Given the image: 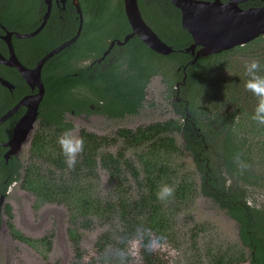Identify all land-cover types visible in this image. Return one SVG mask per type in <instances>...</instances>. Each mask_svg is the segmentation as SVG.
<instances>
[{
  "label": "trees",
  "instance_id": "obj_1",
  "mask_svg": "<svg viewBox=\"0 0 264 264\" xmlns=\"http://www.w3.org/2000/svg\"><path fill=\"white\" fill-rule=\"evenodd\" d=\"M79 3L84 20L77 41L50 58L46 65L41 122L50 126L44 129L39 126L35 130L31 151L37 152L48 165L68 170L57 143L62 131L71 127L64 121L66 110L93 103L109 116L134 112L144 100L147 83L155 75L161 76L166 90L173 95L174 82L181 77L176 67L185 65V84L180 86L179 92L181 102L171 103L186 117L185 122L168 119L135 129L120 128L111 137L82 130L80 137L84 139V151L77 157L75 167L69 170L76 173L78 168L88 167L97 159L110 176L119 175L122 166L134 179L137 171L126 158L125 150L157 146L172 152L176 149L174 133L181 131L184 149L190 153L196 171L200 173L201 195L224 209L237 224L239 248L224 251L213 259L212 264L242 261L264 264V207L247 204L246 189L238 183L240 179L246 180L242 177L243 172L237 173L244 159L243 146L247 144V140L237 138L238 132L243 130L246 116H253L258 102L257 97L244 87L248 79L245 67L237 77L226 79L221 72L223 64L218 59L219 54L198 57L193 64L187 63V54L177 49L186 47L182 42L189 37L180 25L178 9L167 4V12H161L158 19L152 17L150 8H142L148 24L160 38L172 44L173 53L159 54L134 37L119 54L114 53L115 58L108 66L90 68L91 72L82 68L68 69L70 58L83 57L88 52L100 55L107 37H120L128 29L121 0H79ZM64 29L67 35L74 33L71 25H65ZM259 64L258 74L264 76V60ZM78 88L90 95L77 96ZM45 134L48 135L45 137ZM117 138L122 145L112 153L108 147L115 144ZM222 167L231 177L228 182ZM54 168L49 172L53 173ZM145 204V196L138 195L133 201V210H142Z\"/></svg>",
  "mask_w": 264,
  "mask_h": 264
},
{
  "label": "rangeland",
  "instance_id": "obj_2",
  "mask_svg": "<svg viewBox=\"0 0 264 264\" xmlns=\"http://www.w3.org/2000/svg\"><path fill=\"white\" fill-rule=\"evenodd\" d=\"M260 49L259 42H253L238 48V53L218 58L223 64L224 78L237 77L252 60L263 61L264 50ZM83 95L82 92L78 96ZM172 97L161 76L155 75L146 85L143 106L136 115L121 119L100 117L84 126L111 137L121 127L134 129L154 121L178 120L170 111ZM68 118L73 119L71 115ZM242 126L244 131L241 129L237 138L247 140L250 146H243L244 159L237 169L238 174L243 172L246 181L240 179L238 183L246 189L247 204L263 208L264 125L248 115ZM72 133L78 136L76 129ZM174 135L176 149L172 152L157 146L125 150L126 158L137 171L134 179L122 166L119 175L110 176L98 163L73 176L64 174V197L73 208L71 212L78 211L74 227L68 231L73 237H67L64 217L67 210L60 205L56 210L59 216H54L56 226L60 223L61 229L49 256L43 258L37 251L25 253L11 247L0 258V264H212L224 251L239 248L236 222L215 202L201 195L200 173L178 134ZM121 145L117 138L108 150L114 153ZM222 172L230 181L223 167ZM164 185L172 187L174 195L159 200L157 193ZM71 187H75L73 200ZM138 195L145 196L146 204L142 210L134 211L133 200ZM22 199L21 213L26 217L32 200ZM44 215L42 208L39 217ZM34 217L31 211L27 219Z\"/></svg>",
  "mask_w": 264,
  "mask_h": 264
},
{
  "label": "flooded vegetation",
  "instance_id": "obj_3",
  "mask_svg": "<svg viewBox=\"0 0 264 264\" xmlns=\"http://www.w3.org/2000/svg\"><path fill=\"white\" fill-rule=\"evenodd\" d=\"M75 1L79 4L78 8L75 5ZM111 1L116 2L117 0ZM192 1L216 9H221L223 6H226L225 8L232 11L246 12L264 7V0ZM121 2L124 13L123 0H121ZM136 2L143 21L152 30L153 28L148 24L147 19L144 17L142 7L146 8V10L150 8L152 17L158 19L161 12H167L166 7H168L169 4L174 6L171 0H136ZM177 9L179 11V19H181L180 10L179 8ZM125 19L127 21L126 16ZM83 20V10L79 0H0V118L7 114L0 120V258L2 255L9 252L11 247L19 249L25 253H30L31 250L37 251L40 257L43 258H46L47 255L49 256V253L52 251L53 240H55L56 237L58 239V233L61 229L60 223L56 226V218L54 216H59L56 210L60 208H58L60 205H63L62 207L65 206V210H67L66 216H64L67 218V237L68 239L69 237H73L68 231L71 226L74 227V221L75 218L77 219L78 211L73 210L72 213L71 211L73 208L69 207L68 199L64 197L65 191L63 188V177L64 174L73 176L80 170L90 168L94 163L88 167L78 168L76 173L71 172L68 167V170L63 171L44 162L43 159L37 155V152L31 151V145L35 130L39 126L42 129L50 126V124L41 122V114L43 111L41 103L45 90L43 77L47 70L46 65L50 58L77 41L83 26ZM127 24V31H125L120 37H107L106 45L100 55L96 56L93 52H88V54L83 57L70 58L67 66L68 69L82 68L91 72V69H95L96 67L103 68L108 66L115 58L114 53L119 54L129 39L137 37L134 35L122 45L116 43L117 40H122L124 36L131 31L128 21ZM65 25H71L74 33L67 35V31L64 29ZM79 26V34L75 40L54 54L48 56L42 61L39 67L38 65L41 59L61 43L72 38ZM36 30L37 32L29 36H23ZM184 30L187 33L189 40L182 42V44H186L187 47L193 42V38L190 32L186 29ZM157 36L159 37L158 34ZM160 39L166 43L162 38ZM112 41H114V43L110 46ZM253 42H259V46L262 47L264 45V34H260L243 44L223 49L214 54H219V58L224 55L231 56L233 53H238V48H243V46ZM166 44L172 47V44ZM200 46V43H196L193 54L191 52H185L184 49L186 47L177 50L187 54L188 63L194 58ZM106 49H108V52L102 56ZM262 49L264 50V47H262ZM174 51L175 50L173 49L170 53H173ZM253 53L256 54L255 52ZM209 55L212 54L206 56ZM206 56L198 54L196 59L198 57ZM257 57L258 54L255 55V58ZM37 66L38 70H36ZM183 67H185V65L182 67H176V70L181 72V77L174 82L175 92L171 102H181V98L179 97L180 86L185 84L186 79V71L185 68L182 70ZM21 71L25 76H23ZM50 72L56 73L60 72V70H51ZM81 73L84 72L81 71ZM74 74H76V72H74ZM183 75H185L184 80H182ZM176 83H178V88L175 87ZM41 85L43 93L37 105L35 124L28 139H24V135L19 134L17 137L21 138L20 142H11L14 137L15 127L18 121L23 118L27 110V105L24 101L30 105L33 102V96L39 92V86ZM76 91L77 96L81 95L82 92L86 95H90L88 91L82 90L81 92L80 88ZM143 101L144 100H142L140 106L135 108L134 112L125 111L119 116H109L108 114H104L99 110V106H95L93 103H88L86 106L77 105L64 112V121L71 126L67 130L72 131L76 129L79 137L82 130L94 134L95 132L84 126L90 124L89 121H93L100 117H104L105 119L106 117L107 119H121L124 116L136 115L143 106ZM170 111L174 115H177L178 117L176 118L181 122L186 121V117H183L181 112H177L172 105ZM68 115H71L73 119L70 120ZM185 116H187L186 113ZM167 120L168 119L163 121ZM117 130L118 129H116V131ZM20 131L25 130L21 129ZM177 134L179 139H181V142H183L182 132L180 131ZM47 135L48 134H45V137ZM95 163L100 165L97 159ZM53 168L54 172L50 173L49 170H53ZM71 188L72 191L70 194L73 200L75 199V187ZM22 197H31L32 203L29 206L28 211H32L35 215L32 220L27 219L30 212L26 214V217L21 213V206L24 203V201L22 202ZM42 208L46 215L39 217V214L42 213ZM60 211L64 210L60 209Z\"/></svg>",
  "mask_w": 264,
  "mask_h": 264
},
{
  "label": "water",
  "instance_id": "obj_4",
  "mask_svg": "<svg viewBox=\"0 0 264 264\" xmlns=\"http://www.w3.org/2000/svg\"><path fill=\"white\" fill-rule=\"evenodd\" d=\"M171 2L180 10L181 26L190 32L193 38V42L187 46L184 51L193 54L196 43L201 44L194 58L188 62L189 64L194 63L198 54L201 56L214 54L223 49L243 44L260 34H264V7L258 10L245 12L228 10L225 8L226 6H223L221 9H216L211 6L206 7L192 0H171ZM75 5L77 8L79 7V4L76 1ZM123 6L131 31L127 33L122 40L116 41L118 45L124 44L129 38L135 35L150 49L159 54L166 55L173 50L171 46L164 43L143 21L136 0H123ZM79 30L80 26L72 38L61 43L47 53L41 59L38 66L40 67L42 61L48 56L73 42L79 34ZM35 32H37V30L23 36H29ZM113 43L114 41L111 42L110 46ZM107 52L108 49L103 52L102 56ZM38 66L36 70H38ZM184 68L185 67H183L182 70H184ZM21 73L25 76L22 71ZM184 76L185 75H183L182 80H184ZM175 87L178 88V83H176ZM42 93L43 88L41 85L39 86V92L33 96V102L30 105L24 101L27 105V110L23 118L18 121L11 142L19 143L21 139L17 137L19 134H23L24 139H28L35 124L37 105L41 99ZM6 115L7 114L1 117L0 120ZM21 129H24L25 131H20Z\"/></svg>",
  "mask_w": 264,
  "mask_h": 264
},
{
  "label": "clouds",
  "instance_id": "obj_5",
  "mask_svg": "<svg viewBox=\"0 0 264 264\" xmlns=\"http://www.w3.org/2000/svg\"><path fill=\"white\" fill-rule=\"evenodd\" d=\"M261 66L258 61L252 60L245 65V74L248 79L245 82V89L257 97V106L254 110L252 119L259 125H264V76L258 73ZM61 153L65 157V163L69 169H73L77 163V157L84 151V139L73 135L71 130H65L57 138ZM239 160V157L236 158ZM174 195V189L164 185L157 193L159 200H166Z\"/></svg>",
  "mask_w": 264,
  "mask_h": 264
}]
</instances>
